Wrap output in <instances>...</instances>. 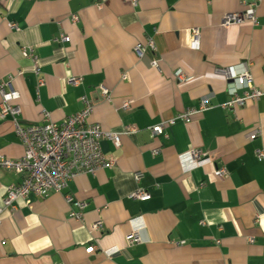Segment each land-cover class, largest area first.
<instances>
[{"label": "crops", "instance_id": "obj_1", "mask_svg": "<svg viewBox=\"0 0 264 264\" xmlns=\"http://www.w3.org/2000/svg\"><path fill=\"white\" fill-rule=\"evenodd\" d=\"M250 1L0 0V81L19 94L21 124L60 121L85 95L89 119L120 140H101L108 165L78 173L60 191L3 207L0 264H264V159L256 155L264 151V96L236 109L223 105L233 87L228 68L246 67L264 90V0H257V23L222 24L225 13ZM193 27L198 49L189 46ZM147 38L155 48L138 58L133 47ZM176 69L191 78L179 82ZM203 96L207 108L152 137L151 125L197 108ZM129 124L137 131L124 133ZM190 149L211 162L189 168L180 155ZM23 153L12 118L0 117V154ZM219 165L225 177L214 175ZM21 179L0 168V206L8 185ZM138 188L150 197H131ZM65 194L85 200L81 219L69 215L74 206ZM133 229L140 241L130 245Z\"/></svg>", "mask_w": 264, "mask_h": 264}, {"label": "built area", "instance_id": "obj_2", "mask_svg": "<svg viewBox=\"0 0 264 264\" xmlns=\"http://www.w3.org/2000/svg\"><path fill=\"white\" fill-rule=\"evenodd\" d=\"M136 3L137 0H132ZM257 0L244 3V8L240 11L227 12L222 17V24L242 23L248 21L257 23L256 19ZM71 21L75 22L78 16L74 13L70 15ZM14 26L13 23L10 24ZM67 35H61L62 40H68ZM189 46L192 49H198L200 46V31L197 27L190 29ZM154 49V41L147 38L144 42H137L133 50L138 58L144 55L145 49ZM30 47L22 48L24 56L29 55ZM152 66H158L157 60L150 61ZM226 78L233 81V87L230 89V97L224 102V106L230 109H236L243 106L247 101L255 100L264 96V90L258 89L253 84V77L246 67L240 72H233L230 68L226 70ZM176 79L179 82L188 81L191 77L185 75L182 69H176ZM10 78V77H9ZM71 83L80 82V77H69ZM43 82V77L37 79V84ZM238 88L240 90H238ZM100 92L106 98H109L108 90L105 86H99ZM0 117L10 116L14 122V130L24 145V153L17 158L7 157L0 154V168L14 170L22 173V179L17 184H9L3 197V206H0V213L4 206L13 207V202L18 198L26 197L33 193L35 195L45 196L49 191H60L68 181L74 178L78 173H94L98 168L109 164V160L101 149V140L106 138L113 141L114 145L120 144L119 136L115 132L102 129L98 122L89 119L92 103L82 95L80 100L82 107L65 116L60 121L46 118L41 123L22 125L18 119L21 108L17 99L19 94L9 85V80L0 81ZM207 96L200 99L197 108H184L179 110L174 116L166 120H161L149 127L152 137L164 133L166 127L175 120L189 122L192 116L198 111H202L209 105ZM129 100H124L123 108H127ZM47 115V113H45ZM137 131V127L132 124L126 125L124 133ZM258 133L257 129L252 135ZM160 145L151 149L153 154L158 153ZM200 149H190L180 155L182 161L189 159L191 166L189 168L211 162L210 157L201 159ZM259 159H264V151L256 150ZM214 175L218 178L225 177L228 172L223 165L217 166ZM135 180H139L141 172H135ZM131 197L140 200H146L150 193L143 188H138L131 193ZM65 199L72 204L69 215L81 219L82 211L86 206L85 200L75 199L71 194H65ZM93 228H100L101 222L97 220L92 223ZM128 244H135L140 241V237L133 229L126 235ZM182 242V241H180Z\"/></svg>", "mask_w": 264, "mask_h": 264}]
</instances>
